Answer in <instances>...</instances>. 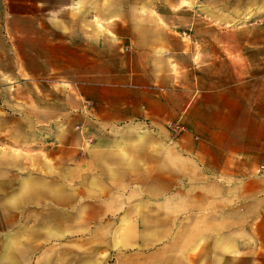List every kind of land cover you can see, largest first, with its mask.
Here are the masks:
<instances>
[{
	"label": "rangeland",
	"instance_id": "1",
	"mask_svg": "<svg viewBox=\"0 0 264 264\" xmlns=\"http://www.w3.org/2000/svg\"><path fill=\"white\" fill-rule=\"evenodd\" d=\"M93 1L91 13L97 11ZM175 1L101 0L106 13L118 11L136 21L168 20L161 7L174 11ZM179 3L190 10L201 5L193 10L201 20L199 33L218 41L210 48L211 68H202V77L215 76L218 89L245 93L254 111L259 96V109L264 108V0ZM11 4L19 8L24 0H0V22L10 16ZM188 19L186 13L180 18ZM209 22L215 28L211 34L204 27ZM198 47L208 52V46ZM27 80L31 86L23 88ZM33 82L0 69V264H264L262 156L238 157L232 173L211 174L197 166L192 171L193 161L171 156L168 150L178 149L177 142L168 146L153 140L154 153L169 154L165 163L182 171L162 173L154 166L145 173L141 161L129 172L92 173L86 179L88 170L67 152L106 144L120 149V144L98 140L99 125L78 124V112L61 107L53 110L57 123L34 124L41 108L34 104ZM46 86L42 94L36 91L42 104L65 100L67 84L48 79ZM143 128L151 133L150 127ZM117 130L113 127L108 135L114 138ZM248 130L252 152H257L256 135H264V126L254 117ZM143 146L126 141L122 148ZM162 178H174L175 186L183 187L162 189ZM167 191L179 196L170 194L161 203Z\"/></svg>",
	"mask_w": 264,
	"mask_h": 264
},
{
	"label": "crops",
	"instance_id": "2",
	"mask_svg": "<svg viewBox=\"0 0 264 264\" xmlns=\"http://www.w3.org/2000/svg\"><path fill=\"white\" fill-rule=\"evenodd\" d=\"M96 1L97 11L91 13L90 0H24L19 8L11 4L10 16L0 22V69L5 75L34 80V104L39 102L41 110L33 123H57L53 110L61 107L77 111L78 124L99 125L98 140L120 144V149L106 144L67 152L76 165L88 170L86 179L92 173L129 172L141 161L145 173L154 166L162 173L182 171L165 163L169 154L154 153L153 140L168 146L169 141L177 142L179 148L168 151L181 161H193L192 171L197 166L206 173L227 174L238 157L264 158V135H256L257 152H252L254 140L248 134L250 118L264 126L259 96L254 111L245 93L218 89L215 76L202 77V68H211L210 48L218 41L199 33L201 20L194 11L201 5L196 3L193 11L176 0L174 11L161 7L168 20L136 21L118 11L106 13L104 3ZM185 13L189 19L180 20ZM210 25L204 24L208 32ZM200 45L208 46V52L200 53ZM48 79L68 85L61 104L58 98L42 104L43 98L37 96V90L41 94L48 90ZM29 86L24 82L23 88ZM18 105L22 106L20 99ZM143 125L151 133L144 132ZM113 127L118 128L114 138L108 135ZM157 131L160 135L154 136ZM126 141L144 143L143 149H124ZM173 187L183 186H175L174 178H162V189ZM167 192L161 203L169 201L170 194L179 196Z\"/></svg>",
	"mask_w": 264,
	"mask_h": 264
}]
</instances>
